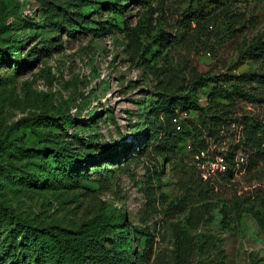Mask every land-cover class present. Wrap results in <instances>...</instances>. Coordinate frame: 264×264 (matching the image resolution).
<instances>
[{
	"label": "rangeland",
	"instance_id": "rangeland-1",
	"mask_svg": "<svg viewBox=\"0 0 264 264\" xmlns=\"http://www.w3.org/2000/svg\"><path fill=\"white\" fill-rule=\"evenodd\" d=\"M189 10L201 25H183ZM258 38L264 0H0V137L12 140L0 148V215L75 229L115 206L139 264H179L180 227L201 240L186 264H264V166L240 150L227 174L217 153L240 126L198 156L200 111L177 105L171 118L161 106L192 85L206 106L216 78L239 72L253 99L230 93L233 115L264 120ZM67 153L89 159L73 178ZM33 244L0 219V264H38Z\"/></svg>",
	"mask_w": 264,
	"mask_h": 264
},
{
	"label": "trees",
	"instance_id": "trees-1",
	"mask_svg": "<svg viewBox=\"0 0 264 264\" xmlns=\"http://www.w3.org/2000/svg\"><path fill=\"white\" fill-rule=\"evenodd\" d=\"M113 10L121 13L122 6H113ZM185 13L186 18L183 20V25H190L192 19H196L198 26L201 25L198 22L199 18L196 10H189ZM231 30L235 33L236 27L232 26ZM137 44L139 43L137 42ZM146 50L147 47L143 49V51ZM251 50L264 54V39L258 38L254 41ZM2 54H4V51L0 50V59H2ZM13 62L15 65L18 63L15 58ZM246 78L245 73L239 74V72H228L222 78L217 77L216 79H219L217 82L218 88H216L217 94L208 96L206 106L197 103L194 97V85L189 87L183 94L167 95L162 100L161 105L166 111H171V118L178 116L174 110L177 105L178 108L183 106L187 109L200 111V122L190 123L193 137L191 151L198 156L201 155L200 152H204L210 146L207 137L215 140L221 135L223 128L228 129L233 123L240 126L236 140L231 142L226 149L217 152L225 162L226 168L223 171L227 174H232L229 169L236 163L235 156L240 150L250 153V161L253 163L260 161L264 166V120L251 119L244 115H233V98L230 93L253 99V96L246 92L243 86V81ZM202 81L204 83V80ZM11 143L12 140L8 132L0 137V148L8 147ZM44 148L46 147H42V149ZM50 149L49 156L58 155L59 150L57 148L52 149L50 147ZM67 157L65 166L70 172V177L73 176L72 171L75 174L76 168L84 166V162L89 160L87 155L79 157L67 153ZM36 165L41 170L50 171L52 169L43 168L41 162H37ZM0 208H2L1 202ZM0 216V219L6 220L9 227L18 228L23 233L25 232L31 236L36 256H38V264H139L140 254L129 250L131 240L126 230L123 232V229L119 228L124 219V212L120 207L111 206L91 215L75 229L58 225L37 226L9 211L6 216L4 214ZM116 228L122 231L120 232L119 241L117 243L110 241V244L107 245L106 241H109V233L114 229L116 230ZM175 238L176 260L179 264H186L187 257H189V254L187 255L189 248L201 246V240L190 241L184 234L182 227L177 231ZM137 260L138 263H136ZM224 263L220 258L210 259L205 264Z\"/></svg>",
	"mask_w": 264,
	"mask_h": 264
}]
</instances>
